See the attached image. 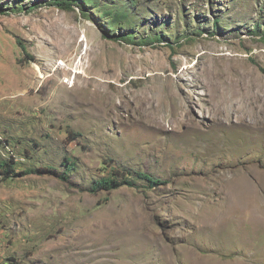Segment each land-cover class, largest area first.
Listing matches in <instances>:
<instances>
[{"label": "rangeland", "instance_id": "obj_1", "mask_svg": "<svg viewBox=\"0 0 264 264\" xmlns=\"http://www.w3.org/2000/svg\"><path fill=\"white\" fill-rule=\"evenodd\" d=\"M62 1L0 0V155L39 172L0 183V263L264 264V0Z\"/></svg>", "mask_w": 264, "mask_h": 264}, {"label": "trees", "instance_id": "obj_2", "mask_svg": "<svg viewBox=\"0 0 264 264\" xmlns=\"http://www.w3.org/2000/svg\"><path fill=\"white\" fill-rule=\"evenodd\" d=\"M88 1L89 0H83V2H86V3ZM52 4L62 10H72V5L68 1L54 0ZM101 13L105 14L106 12L102 11ZM116 13L117 11H112L111 15H115ZM120 16L121 15L116 14V17H120ZM121 18H125V15H122ZM116 24L117 23L115 22H111L107 26L113 27ZM112 39L114 41H121L129 45L135 44V38L130 33H123L121 31H118L116 34H114L112 36ZM162 40L163 38L160 35H154L153 37L149 39L142 40L141 43L148 44L149 42L154 43V42H160ZM66 164L68 165L70 164V167H68L69 169H72L75 166L74 163L70 161L68 158H66ZM35 171L34 170L19 171L17 169V162L14 156L2 157V155H0V183L27 176L31 173H34ZM46 171L60 179L65 180L67 177L66 175L64 176L58 175L55 169L47 168ZM111 173L113 174L107 177H103L101 179H97L96 182H94L92 185V192H98L100 190H103V191L112 190L113 191V190H117L124 186L134 187L136 186L135 184L136 182L135 180L132 179L133 177H135L137 180L146 182L148 184L147 186L149 187L155 186L160 181L158 178H155L150 174L141 173V172L134 173V176L129 172L112 171ZM0 264H23V263L18 262L15 258H9L4 263H0Z\"/></svg>", "mask_w": 264, "mask_h": 264}, {"label": "bare ground", "instance_id": "obj_3", "mask_svg": "<svg viewBox=\"0 0 264 264\" xmlns=\"http://www.w3.org/2000/svg\"><path fill=\"white\" fill-rule=\"evenodd\" d=\"M77 74H79V73H82V72H76Z\"/></svg>", "mask_w": 264, "mask_h": 264}]
</instances>
